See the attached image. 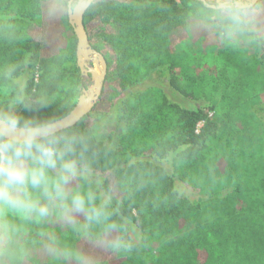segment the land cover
I'll return each mask as SVG.
<instances>
[{"label": "trees", "instance_id": "obj_1", "mask_svg": "<svg viewBox=\"0 0 264 264\" xmlns=\"http://www.w3.org/2000/svg\"><path fill=\"white\" fill-rule=\"evenodd\" d=\"M196 2L96 0L84 16L107 74L99 102L74 128L93 133V170L127 223L105 239L120 235L130 247L111 250L66 225L58 249L97 264H264V46L245 58L243 76L193 74L183 83L188 46L206 36ZM70 32L69 21L48 18L43 0H0V104L22 86L26 103L48 100L34 111L19 106L26 116L63 119L73 111L82 74L75 35L64 38ZM218 55L228 64L240 59L236 48ZM153 74L157 84L145 86ZM121 95L128 124L114 149L96 139L91 114H111ZM166 157L171 170L158 162ZM39 243L19 264H78Z\"/></svg>", "mask_w": 264, "mask_h": 264}, {"label": "clouds", "instance_id": "obj_2", "mask_svg": "<svg viewBox=\"0 0 264 264\" xmlns=\"http://www.w3.org/2000/svg\"><path fill=\"white\" fill-rule=\"evenodd\" d=\"M43 8L48 18L69 21L94 11L96 0H43ZM194 9L197 27L222 43L264 46V0H197ZM47 104L45 97L35 106L26 103L22 86L0 104V257L26 255L19 243L26 226L53 218L111 250L130 247L120 235L105 239L127 231V223L116 216L113 196L103 192L104 178L93 170V133L73 127L79 116L69 122L18 110ZM46 250L52 256L74 257L78 264H97L79 252L58 249L54 237Z\"/></svg>", "mask_w": 264, "mask_h": 264}, {"label": "rangeland", "instance_id": "obj_3", "mask_svg": "<svg viewBox=\"0 0 264 264\" xmlns=\"http://www.w3.org/2000/svg\"><path fill=\"white\" fill-rule=\"evenodd\" d=\"M74 34V30L72 28V32L66 34L64 38L67 37L72 38L71 35ZM76 38V36H75ZM77 40V38H76ZM177 42H180L181 39L177 38ZM195 44H189L190 58L188 60V66L184 70L182 74L183 83L187 81L191 75L193 74H201L211 78L216 79L224 75L225 77H229L231 80H234L236 77L243 76L246 72L244 68V61L247 56L251 55H259V50L257 46L254 45H231L224 44L219 41L218 38L212 37L206 32V36L204 37L203 42L198 38H194ZM185 46V47H187ZM216 49H233L236 48L239 50L240 59L238 58V63L228 64L225 60L218 55V50ZM209 47H211L209 49ZM105 51H109V49H104ZM77 51V44H76ZM111 55V52H110ZM112 56V55H111ZM264 64V62H263ZM90 68H94L98 73H100L101 65L94 64L92 62L88 63ZM264 66V65H263ZM159 80V76L157 74H153L146 82L145 86L156 85ZM168 81H164L165 84ZM94 87V79L91 74H82V82L79 85V98L86 97L90 95ZM142 89V87H141ZM167 92L170 93V88H167ZM125 95L119 96L114 100L115 107L111 114L109 115H100L93 113L91 114V119L93 122L94 134L98 141L104 142L107 146L112 147L114 149L119 148V140L120 136L125 132L128 121L126 119V114L122 112L120 106H122L124 102ZM79 100V99H78ZM99 102V100H98ZM97 102V103H98ZM96 103V104H97ZM96 106V105H95ZM203 123L199 124V130L202 128ZM162 166L167 168L168 170L172 169V159L170 157H166L158 161ZM228 184L224 181L221 182L220 188H227ZM181 194H187L188 189L185 186H180ZM66 224L55 220L53 218L52 221L42 222L41 224H31L26 226V231L21 234L20 237V245L26 251V253L33 252L36 247L40 244L39 242L49 243L51 238H55L56 246L61 243V239L64 235V229ZM121 249V248H120ZM119 249V251H120ZM123 249H127L124 248ZM118 252V251H117ZM25 255L21 254L17 258L9 259L7 257H1L4 259L6 264H19Z\"/></svg>", "mask_w": 264, "mask_h": 264}, {"label": "water", "instance_id": "obj_4", "mask_svg": "<svg viewBox=\"0 0 264 264\" xmlns=\"http://www.w3.org/2000/svg\"><path fill=\"white\" fill-rule=\"evenodd\" d=\"M83 18L84 16L76 17L72 20H69V24L73 28L74 34L77 38V65L81 71V74L92 75L94 79V87L90 95L86 97H80L73 111L68 116L63 118V120L72 122L75 117L79 116V119L75 121L73 127L78 122H80L83 117L92 112L101 96L107 74L106 60L100 53L92 49L83 24ZM89 62L101 65L100 73H98L94 68H90L88 66Z\"/></svg>", "mask_w": 264, "mask_h": 264}]
</instances>
